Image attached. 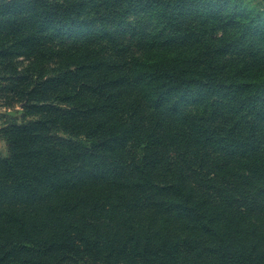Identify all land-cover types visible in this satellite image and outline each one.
I'll return each mask as SVG.
<instances>
[{"label":"trees","instance_id":"16d2710c","mask_svg":"<svg viewBox=\"0 0 264 264\" xmlns=\"http://www.w3.org/2000/svg\"><path fill=\"white\" fill-rule=\"evenodd\" d=\"M182 1L102 2L122 15L150 8L173 31ZM102 2L86 18L70 0H36L22 24L73 35L98 22L121 58L127 45L108 31ZM17 3L0 0V97L23 110L0 124V264H264V76L226 78L216 56L249 24L214 15L217 39L196 35L187 60L105 62L104 46L82 45L72 69L36 81L4 42ZM49 85L61 86L55 96Z\"/></svg>","mask_w":264,"mask_h":264},{"label":"rangeland","instance_id":"374dc122","mask_svg":"<svg viewBox=\"0 0 264 264\" xmlns=\"http://www.w3.org/2000/svg\"><path fill=\"white\" fill-rule=\"evenodd\" d=\"M47 1L52 4L63 2V0ZM70 1L75 8L82 6L81 12L83 14L84 11V17L94 16L95 13L90 7L91 0ZM21 2H23L21 7L19 1L14 5L16 10L5 14L6 17H11L12 14L18 22L16 21L13 28L8 29L9 32H4V34L8 32L6 36L3 35L6 46L12 50L18 47L14 57L21 73L31 76L33 80L42 81L46 77L57 75L59 71H65L66 68L72 69L73 65H70V62L79 54V47L82 45L90 48L104 46V49H99V54L104 57L105 62L111 60L110 56L117 58V53L107 43L108 34L103 31L100 23H91L86 30L77 31L73 35H63L57 30L53 31L51 26L38 25L37 22L23 25L24 17L31 12L27 7L32 6L36 0H21ZM100 7L108 31L127 45L120 54L121 58L114 60L129 56L140 59L181 56L186 57L187 60L201 44L195 41L196 35L201 37V42L206 43L217 39V28L212 25L214 15L235 12L239 16L236 20L243 28L249 24V30L254 26H263V29L260 34L247 30L242 41L217 54V59L221 60L219 67L226 78L234 74L238 82H258V79L264 76V0H183L178 11H181L178 14L181 29L173 31L162 29V23L152 14L150 8L136 7L122 15L123 6L118 3L106 6L102 2ZM209 13L212 17L210 21L206 17ZM185 27H192L195 33L184 37ZM21 31L31 33L34 39L26 47L17 42V34ZM214 45L216 46L217 43ZM59 87L61 86L49 85L48 96H55ZM38 92L35 88L34 95L38 96ZM3 102L0 97V124L3 120L2 115L18 117L22 114L21 103L11 101L10 104H4ZM50 103L54 102L50 101ZM0 151L2 154L6 152V143L2 139H0Z\"/></svg>","mask_w":264,"mask_h":264}]
</instances>
